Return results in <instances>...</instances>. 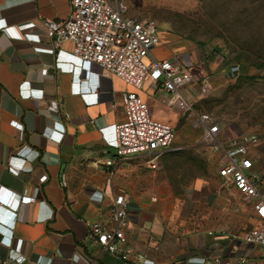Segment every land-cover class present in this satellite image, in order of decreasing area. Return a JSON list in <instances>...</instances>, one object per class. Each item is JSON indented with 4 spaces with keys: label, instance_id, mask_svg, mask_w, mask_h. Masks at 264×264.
Returning <instances> with one entry per match:
<instances>
[{
    "label": "crops",
    "instance_id": "crops-1",
    "mask_svg": "<svg viewBox=\"0 0 264 264\" xmlns=\"http://www.w3.org/2000/svg\"><path fill=\"white\" fill-rule=\"evenodd\" d=\"M68 5L69 0H0V264L15 241L25 258L6 264H76L75 254L90 264H124L115 255H98V247L85 236L88 223L114 226L113 199L120 192L129 199L128 242L154 264H188L190 256L260 264V247L243 240L258 222L249 202L248 216L238 214L211 227L203 223V209L201 219L192 222L178 218L174 207H146L131 181L142 165L151 169L147 157H118L113 148L114 125L123 119L121 93L132 88L75 57L70 42L55 47L45 36L42 19L64 18ZM31 25L27 32L38 34L40 41L22 31ZM153 50L156 59L182 55L171 50L156 57ZM188 56L197 59L194 51ZM30 90L42 91L43 98ZM194 91L195 85L183 90L192 99ZM137 92L154 116L169 119L155 110L175 100L161 83L146 81ZM50 101H56V110L48 109ZM12 120L22 124L21 131ZM54 122L62 124L63 132ZM109 158L113 161L107 165ZM43 174L46 179L40 182ZM23 195L34 199L22 202Z\"/></svg>",
    "mask_w": 264,
    "mask_h": 264
},
{
    "label": "built area",
    "instance_id": "built-area-1",
    "mask_svg": "<svg viewBox=\"0 0 264 264\" xmlns=\"http://www.w3.org/2000/svg\"><path fill=\"white\" fill-rule=\"evenodd\" d=\"M45 36L54 46L63 41L71 43V53L82 62L98 65L106 75L116 77L132 89L121 93L123 119L114 125L113 148L115 156L130 157L143 154L151 169L158 168L160 157L173 148L175 129L168 123L152 120L148 106L137 90L146 81L161 83L162 90L175 97V105L180 112L192 117L194 127L201 133L202 142L211 151L219 155L217 174L243 200L249 202L257 219V225L243 234V240L257 244L262 252L264 264V173L258 166L256 153L260 139L253 133H240L225 136L217 120L205 111L194 107L197 99L208 96L213 91L208 73L196 76L192 73L194 63L188 53L177 58L156 59L152 49L160 43V28L150 17L130 16L122 0H69L68 12L64 18L42 19ZM33 25L24 27V34L40 41V36L28 33ZM26 31V32H25ZM91 78L95 75H90ZM97 77V75H96ZM197 83V86H196ZM195 85L196 100L186 95L183 90ZM30 95L43 98L42 91L30 90ZM48 109L56 110V101H50ZM19 131L22 124L16 120L10 122ZM53 127L63 132L64 127L54 122ZM181 149V147H177ZM112 159L104 163L110 165ZM46 175L40 176L43 182ZM62 184H65L62 180ZM34 197L23 195L22 202H29ZM155 200V197L151 198ZM9 203V202H8ZM14 207L17 204L13 205ZM129 199L125 193H117L113 199L108 227L101 222L86 225L85 236L91 238L100 253H109L119 257L124 264H154L153 260L140 252H135L129 244L124 231L127 226ZM7 258L19 263L24 256L19 253L17 241ZM132 255L134 259L131 258ZM76 264H90L79 254L73 257ZM188 264H221L219 258L207 259L204 256H190Z\"/></svg>",
    "mask_w": 264,
    "mask_h": 264
},
{
    "label": "rangeland",
    "instance_id": "rangeland-1",
    "mask_svg": "<svg viewBox=\"0 0 264 264\" xmlns=\"http://www.w3.org/2000/svg\"><path fill=\"white\" fill-rule=\"evenodd\" d=\"M122 1L128 15L158 24L161 40L154 56L195 52L192 73H208L213 91L201 99L194 95V107L214 117L225 136L256 134L258 166L264 173V0ZM147 106L152 120L175 129L173 148L181 149L166 152L156 170L137 169L138 179L136 174L131 184L146 207H174L178 218L192 222L201 219L203 209V223L210 227L238 214L248 216L250 204L218 176L219 155L202 142L192 117L180 112L173 99L155 106L168 120ZM192 229L196 227L187 230Z\"/></svg>",
    "mask_w": 264,
    "mask_h": 264
}]
</instances>
